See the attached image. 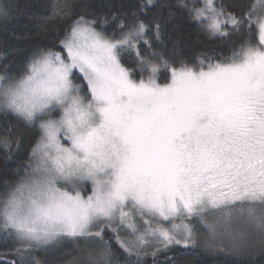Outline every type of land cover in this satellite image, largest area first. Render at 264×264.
I'll return each mask as SVG.
<instances>
[{
  "label": "snow or ice",
  "instance_id": "6c2138e0",
  "mask_svg": "<svg viewBox=\"0 0 264 264\" xmlns=\"http://www.w3.org/2000/svg\"><path fill=\"white\" fill-rule=\"evenodd\" d=\"M85 7L56 0L42 26L70 19L62 35L23 70L0 68V115L33 134L0 184V238L15 242L0 264H48L38 252L80 240L94 244L68 264H158L161 254L174 264L166 254L196 248L197 224L208 248L243 255L258 243L264 254V0L243 11L143 0L138 13H112V32ZM173 7L227 54L182 59L161 22ZM16 8L0 0V22ZM19 143L0 138L8 152Z\"/></svg>",
  "mask_w": 264,
  "mask_h": 264
},
{
  "label": "trees",
  "instance_id": "16d2710c",
  "mask_svg": "<svg viewBox=\"0 0 264 264\" xmlns=\"http://www.w3.org/2000/svg\"><path fill=\"white\" fill-rule=\"evenodd\" d=\"M13 2L17 8L12 18L6 23L0 22V68L7 66L13 70H23L36 49L55 42L71 20L61 22L53 30L50 26H42V21L49 16L56 0H13ZM75 2L86 6L83 10L87 12L89 18L98 21L107 18L109 23L105 24L104 28L112 32L116 27L111 21L112 13L118 12L122 15L138 13L136 5L143 3V0H75ZM156 2L178 5L180 0H156ZM230 2L237 6V10L243 11L252 0H230ZM75 11L79 12L81 9L77 8ZM172 12L173 16L169 19L168 9H161V22L167 21L165 26L167 37L170 44L175 45V51L182 59L195 61L205 52L212 54L218 51L227 54L222 42L216 38L206 37L198 26L188 19L183 10L173 7ZM156 15V10L149 11V16ZM5 136L10 140H19L20 143L13 144L11 152L0 146V184L13 179L19 166L26 161L33 141L32 132L12 113L7 116L0 115V138ZM14 244V241L0 238V253L6 252ZM79 254L80 252L70 241L51 245L46 252L37 253L41 259H46L48 264H68ZM166 255L175 258L174 264H264V254L257 250L242 255L234 250L225 252L197 246L189 250L174 248ZM165 258L164 254L159 255L158 264H164ZM0 259H14V257L0 256ZM148 264H153L151 258Z\"/></svg>",
  "mask_w": 264,
  "mask_h": 264
},
{
  "label": "rangeland",
  "instance_id": "374dc122",
  "mask_svg": "<svg viewBox=\"0 0 264 264\" xmlns=\"http://www.w3.org/2000/svg\"><path fill=\"white\" fill-rule=\"evenodd\" d=\"M223 214L221 213H216L214 216L213 215H209L207 217L208 221L210 223H215L217 221V219L219 217H221ZM179 223V222H177ZM193 223H196L195 221H193ZM225 227L228 226V222H227V219L225 218V220L223 221ZM235 228L236 231H239L240 230V226L239 225H234L233 226ZM197 229H198V232L200 234V240L198 242V246H201L207 250H221V251H225V252H229L230 250L233 251V249L229 248V247H226V245L224 243H220L219 247L217 249H211V248H208L205 246V241L207 239V234H206V230L205 228L202 226V225H199L197 224ZM63 242H68V241H60V242H53L52 245H57V244H61ZM71 243H73V245L75 246V249L78 250L80 252V250L82 249H85V248H89V247H92L94 242L93 241H90V240H80V241H70ZM257 251L261 252L258 248V243H257V248H256Z\"/></svg>",
  "mask_w": 264,
  "mask_h": 264
}]
</instances>
